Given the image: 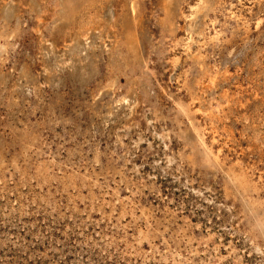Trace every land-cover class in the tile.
Returning a JSON list of instances; mask_svg holds the SVG:
<instances>
[{
	"label": "rangeland",
	"instance_id": "374dc122",
	"mask_svg": "<svg viewBox=\"0 0 264 264\" xmlns=\"http://www.w3.org/2000/svg\"><path fill=\"white\" fill-rule=\"evenodd\" d=\"M0 264H264V0H0Z\"/></svg>",
	"mask_w": 264,
	"mask_h": 264
},
{
	"label": "bare ground",
	"instance_id": "6f19581e",
	"mask_svg": "<svg viewBox=\"0 0 264 264\" xmlns=\"http://www.w3.org/2000/svg\"><path fill=\"white\" fill-rule=\"evenodd\" d=\"M85 37V36H84ZM84 37H83V39H84ZM201 139V138H200ZM208 150V149H207ZM212 151V150H211ZM210 152V151H209ZM212 155V154H211ZM217 156V155H216ZM207 157V156H206Z\"/></svg>",
	"mask_w": 264,
	"mask_h": 264
}]
</instances>
